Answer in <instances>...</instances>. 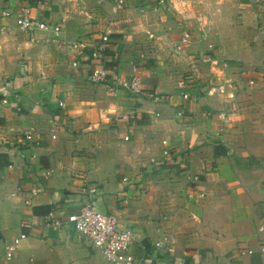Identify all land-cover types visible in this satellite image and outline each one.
<instances>
[{"label": "crops", "instance_id": "obj_1", "mask_svg": "<svg viewBox=\"0 0 264 264\" xmlns=\"http://www.w3.org/2000/svg\"><path fill=\"white\" fill-rule=\"evenodd\" d=\"M126 3L115 14L111 1L0 0V70L9 76L0 88V264H112L72 224H43L53 209L64 219L79 212L87 185L98 188L97 208L145 243L172 235L174 252L160 259L264 264V50L244 64L218 61L203 86L192 84L195 64L192 79L176 80L177 66L164 69L162 58L180 56L175 45L186 28L165 24V0ZM20 5L61 32H40L47 39L36 42L23 31L29 59L6 69L18 45L6 42L19 28L3 12ZM105 33L106 54H78L75 43L93 47ZM132 61L142 95L89 79L114 65L128 78ZM129 111L137 113L131 126L120 119ZM185 162L200 174L197 185L182 173ZM196 188L208 194L198 202L188 197ZM22 232L28 237L8 260L5 246Z\"/></svg>", "mask_w": 264, "mask_h": 264}, {"label": "built area", "instance_id": "obj_2", "mask_svg": "<svg viewBox=\"0 0 264 264\" xmlns=\"http://www.w3.org/2000/svg\"><path fill=\"white\" fill-rule=\"evenodd\" d=\"M111 1V11L115 14L124 11L126 2L128 0H100ZM39 3H42L39 1ZM12 11H4V16L15 14L16 24L19 29L27 33L32 41L37 39V33L51 32L53 37L59 36L61 32V25L52 24L48 20H43L35 17L32 14L31 8L27 5H20L19 8L12 9ZM5 29V28H4ZM3 29V30H4ZM191 32L186 28L182 33L181 41L175 45V51L182 53L192 40ZM111 38L109 33H105L102 38L93 47L89 43L77 42L75 47L78 54L82 57L90 55L92 58H99L106 54L110 48ZM204 62H213L215 58L211 55H206L202 59ZM75 62L74 65H77ZM139 65L136 61H132V75L121 80L118 76V66L114 65L111 71L105 69H96L93 71L89 79L96 83H107L111 90L123 89L134 95H142L144 92L143 80L138 74ZM190 94L184 93L186 99L190 98ZM63 105V103H61ZM135 111L124 113L120 119L131 126L135 122ZM227 119L225 115L222 116ZM130 137L126 136L125 139ZM27 139H32L31 133L27 134ZM163 156H169L170 151L164 150ZM160 157L152 158V163H164ZM180 169L182 173L191 181L192 184L197 185L200 182V174L194 173L190 170L188 164L181 163ZM126 181V179H124ZM88 184V183H87ZM98 188L94 185H87L83 188L84 203L79 212L69 213L64 219L59 216L53 209L43 216L44 225H54L61 227L66 224H72L80 236L88 238L94 247L102 254V256L112 264H175L172 259H160L158 256H171L174 252V241L172 235L165 232L162 236L151 243V245L142 241L139 236L129 228H122L117 216L103 213L97 208L95 196ZM39 194V188L32 189V196ZM208 194L196 188L193 192L188 194L189 199L203 200ZM30 202V200H28ZM25 228H30L31 224L23 223ZM259 230L264 231V222L261 224ZM28 237V233L22 232L20 235L8 241L5 248L7 252V259L11 260L15 252L19 248L21 242ZM152 246V247H151ZM264 252V245L261 247ZM137 251V252H136ZM249 250L248 253H252ZM173 257V256H172ZM185 264H204L202 261L193 259L185 260Z\"/></svg>", "mask_w": 264, "mask_h": 264}, {"label": "rangeland", "instance_id": "obj_3", "mask_svg": "<svg viewBox=\"0 0 264 264\" xmlns=\"http://www.w3.org/2000/svg\"><path fill=\"white\" fill-rule=\"evenodd\" d=\"M163 8L167 12L165 24L182 23L193 37L190 45L177 58L163 54L164 69L177 66L179 72L173 74L176 80L178 76L180 80L188 77L192 79L193 75L189 73L194 70L190 68L195 64V77L198 80L192 84L198 85L201 82L203 86L207 68L216 66L218 61L244 64L247 63L246 60H252L251 57L259 48L264 50V40L261 39L264 33V0H165ZM11 33L16 38L6 42L7 47L13 42H18V45L15 47L16 56L9 54V59L6 60V69L17 65L20 60L29 59L25 58V51L28 49L24 44L28 41L25 33L21 29H13ZM36 36V42L47 39L40 32ZM5 55L0 48V57L4 58ZM206 55H212L216 63L204 62L202 59ZM8 78L0 70V88Z\"/></svg>", "mask_w": 264, "mask_h": 264}, {"label": "water", "instance_id": "obj_4", "mask_svg": "<svg viewBox=\"0 0 264 264\" xmlns=\"http://www.w3.org/2000/svg\"><path fill=\"white\" fill-rule=\"evenodd\" d=\"M5 97V94L4 93H0V100H4Z\"/></svg>", "mask_w": 264, "mask_h": 264}]
</instances>
